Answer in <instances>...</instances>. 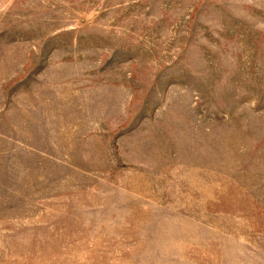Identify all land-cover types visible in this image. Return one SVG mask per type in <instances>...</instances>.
<instances>
[{
  "label": "rangeland",
  "instance_id": "374dc122",
  "mask_svg": "<svg viewBox=\"0 0 264 264\" xmlns=\"http://www.w3.org/2000/svg\"><path fill=\"white\" fill-rule=\"evenodd\" d=\"M0 264H264V0H0Z\"/></svg>",
  "mask_w": 264,
  "mask_h": 264
}]
</instances>
